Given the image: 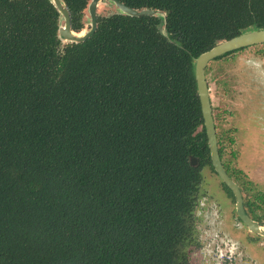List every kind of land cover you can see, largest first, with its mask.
<instances>
[{"label":"trees","instance_id":"obj_1","mask_svg":"<svg viewBox=\"0 0 264 264\" xmlns=\"http://www.w3.org/2000/svg\"><path fill=\"white\" fill-rule=\"evenodd\" d=\"M63 1L80 31L91 0ZM120 1L166 24L114 12L63 43L52 0H0V264H184L217 173L195 61L264 29V0ZM244 182L256 216L264 191Z\"/></svg>","mask_w":264,"mask_h":264},{"label":"rangeland","instance_id":"obj_2","mask_svg":"<svg viewBox=\"0 0 264 264\" xmlns=\"http://www.w3.org/2000/svg\"><path fill=\"white\" fill-rule=\"evenodd\" d=\"M117 11V6L108 1H102L98 6L100 15ZM84 20L83 30L87 31L91 26L88 7ZM208 67L207 77L217 133L224 145L223 159L232 168L243 169L253 181V186L264 189V123L250 119L252 112L249 105L259 102V96L264 95V43L217 57ZM259 104L253 106L254 112H264ZM202 174L199 189L201 210L196 211V239L182 250L180 261L184 264H221V261L214 260L205 252V232L209 221L205 215L211 208L215 212L220 211L222 226L225 228L226 222V232L237 239L239 236L234 237L232 231L237 222L235 199L209 166L203 168ZM245 180L243 178L241 181L243 186ZM242 234L250 242L247 251H244L248 260H240L236 264H264V238L256 239L255 233L247 232L244 228Z\"/></svg>","mask_w":264,"mask_h":264},{"label":"water","instance_id":"obj_3","mask_svg":"<svg viewBox=\"0 0 264 264\" xmlns=\"http://www.w3.org/2000/svg\"><path fill=\"white\" fill-rule=\"evenodd\" d=\"M102 1H108L115 4L118 8V12H121L123 14L131 16L154 15L162 17L164 19V23L166 24V13L159 9L144 8L138 10L126 5L120 0H91L88 5L89 14L91 17L90 28L87 31H84V28L80 31H74L71 26L70 12L64 1L52 0V3L60 12V25L58 33L63 43L82 42L92 36L98 26L97 10L99 4ZM163 33L167 35V31L165 28L163 29ZM263 43L264 29H250L229 39H225L218 42L209 50H206L205 52L201 53L195 61V77L197 81L198 95L201 102L204 124L208 137L212 164L221 180L232 190L236 199V211L238 216L242 219V221L249 227L252 232L262 236H264V226L260 225L257 221L253 220L248 214L245 208L244 197L240 185L228 174L222 162L219 151L215 120L212 112L206 69L208 64L217 57H220L228 52L243 47ZM192 163H197V159L195 157L192 158Z\"/></svg>","mask_w":264,"mask_h":264},{"label":"flooded vegetation","instance_id":"obj_4","mask_svg":"<svg viewBox=\"0 0 264 264\" xmlns=\"http://www.w3.org/2000/svg\"><path fill=\"white\" fill-rule=\"evenodd\" d=\"M97 13H98V10H97ZM98 15H100V14H98ZM97 18H98V16H97ZM247 47H250V46H247ZM243 48H246V47H243ZM243 48L228 52L222 56L228 55L232 52H238L239 50H241ZM208 70H209V67L207 66L206 76H207ZM207 81H208V77H207ZM208 85H209V82H208ZM209 91H210V87H209ZM210 98H211V95H210ZM263 98H264V95H262V97L259 96V99L261 102L259 101V102H256L255 104L249 103V105L251 106V112H252L250 119H253V120L258 121V122L263 121V123H264V112L263 111H260L259 113L254 112V109H253V106L256 105L257 103H260L259 104L260 107L264 108V101L262 102ZM211 105H212V112H213L212 100H211ZM213 116H214V112H213ZM214 120H215V116H214ZM215 127H216V132H217L216 122H215ZM236 128H237V126H236ZM237 130H239V127L237 128ZM217 138H218L219 149L222 148V150H223L224 145L222 144V142L218 136V133H217ZM220 156H221V154H220ZM221 159H222V162H225L223 159V156L221 157ZM224 167H225V165H224ZM239 170L242 171V173L240 174V177H233L230 175L228 170H227V172L240 185V188H241V191H242L243 197H244V204H245V197L247 195V189H245V186L241 185V181H243V178H245L246 179L245 181H250V182H252V184H254V183L251 180V178L248 176V174L243 169L240 168ZM200 185H201V183H200ZM200 185H199V189H200ZM259 189L264 191V189H262V188H259ZM233 198L235 199L234 194H233ZM199 204L200 203H199V192H198V200H197V205H196V209H195L196 225H197V215H198V214L196 215V211L201 210V209H199V207L201 206ZM235 204H236V199H235ZM245 208L248 212L246 205H245ZM219 212L220 211L215 212L211 208V209H209V211H207V213L205 215V217H207L209 219L208 224H207L208 229L205 232L207 235L206 236L207 241L205 242V247H204L206 254L210 255L211 258H213L214 260L221 261V264H236L240 260L244 261V259H245V261H247L248 259L245 258L246 256L244 254V251L245 252L247 251V248L249 247L250 242L248 241L247 237L242 234V229L244 228L247 232H251V233H252V231L249 229V227L242 221V219L237 214V217H236L237 222L235 223L234 230H232V231L234 232L233 233L234 237H236V236L237 237L239 236V237L237 239L233 238L231 236L232 234H230V232H226L227 231L226 230L227 229L226 222H225V228L222 226V224H223L222 223L223 222L222 217L223 216H221L222 214ZM236 213H237V211H236ZM248 214L251 216V218L253 220L257 221L260 225L264 226V208L258 209L256 216L251 215L249 212H248ZM196 232H197V230L195 229V233H194L195 239H196ZM253 234H254V232H253ZM255 235H256V239L260 238V237L264 238V236L259 235L257 233H255ZM194 244H196V243H194Z\"/></svg>","mask_w":264,"mask_h":264}]
</instances>
